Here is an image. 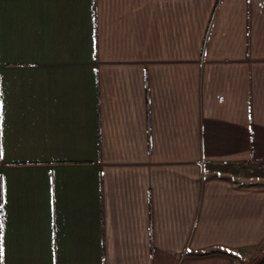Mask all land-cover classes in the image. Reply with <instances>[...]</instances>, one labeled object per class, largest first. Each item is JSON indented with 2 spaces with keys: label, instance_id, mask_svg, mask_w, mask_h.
I'll use <instances>...</instances> for the list:
<instances>
[{
  "label": "crops",
  "instance_id": "0c3cea01",
  "mask_svg": "<svg viewBox=\"0 0 264 264\" xmlns=\"http://www.w3.org/2000/svg\"><path fill=\"white\" fill-rule=\"evenodd\" d=\"M0 150V264H264V0H0Z\"/></svg>",
  "mask_w": 264,
  "mask_h": 264
},
{
  "label": "snow or ice",
  "instance_id": "6c2138e0",
  "mask_svg": "<svg viewBox=\"0 0 264 264\" xmlns=\"http://www.w3.org/2000/svg\"><path fill=\"white\" fill-rule=\"evenodd\" d=\"M2 155H3L2 150H0V158H2ZM0 210H2V206H0ZM2 235H3V224L0 223V237H2ZM3 255H4V249L2 247V243H0V258H2Z\"/></svg>",
  "mask_w": 264,
  "mask_h": 264
},
{
  "label": "rangeland",
  "instance_id": "374dc122",
  "mask_svg": "<svg viewBox=\"0 0 264 264\" xmlns=\"http://www.w3.org/2000/svg\"><path fill=\"white\" fill-rule=\"evenodd\" d=\"M252 170H254V169H252ZM252 170L250 169V177H248V179H249V183L250 184H257V183H260L258 180H256L255 178H254V176H256V174H258L257 173V170L255 171V172H252Z\"/></svg>",
  "mask_w": 264,
  "mask_h": 264
}]
</instances>
